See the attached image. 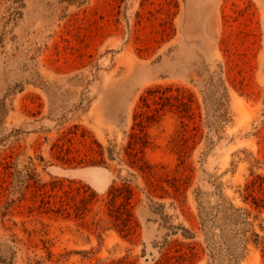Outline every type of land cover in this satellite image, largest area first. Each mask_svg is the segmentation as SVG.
<instances>
[{
    "label": "rangeland",
    "instance_id": "rangeland-1",
    "mask_svg": "<svg viewBox=\"0 0 264 264\" xmlns=\"http://www.w3.org/2000/svg\"><path fill=\"white\" fill-rule=\"evenodd\" d=\"M260 205L264 0H0V264H264Z\"/></svg>",
    "mask_w": 264,
    "mask_h": 264
},
{
    "label": "trees",
    "instance_id": "trees-1",
    "mask_svg": "<svg viewBox=\"0 0 264 264\" xmlns=\"http://www.w3.org/2000/svg\"><path fill=\"white\" fill-rule=\"evenodd\" d=\"M256 206H259V205H256ZM261 207H263L264 208V206L263 205H260ZM256 236H258L257 234H255Z\"/></svg>",
    "mask_w": 264,
    "mask_h": 264
}]
</instances>
